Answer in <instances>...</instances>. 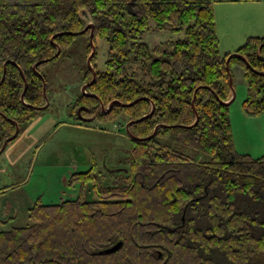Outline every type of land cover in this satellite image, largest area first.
Here are the masks:
<instances>
[{"label": "trees", "instance_id": "obj_1", "mask_svg": "<svg viewBox=\"0 0 264 264\" xmlns=\"http://www.w3.org/2000/svg\"><path fill=\"white\" fill-rule=\"evenodd\" d=\"M260 1L0 0V81L6 69L0 148L15 134L16 122L21 130L39 115L49 86L43 65L60 59L90 19L94 42L106 38L109 56L100 71L96 51L97 78L87 89L92 95L82 93L75 106L84 105L93 120L124 115L133 121L154 104L152 115L130 130L148 137L160 125L150 139L130 138L123 183L103 184L94 164L71 177L70 185L79 184L76 198L37 201L29 209L30 223L0 231V264H260L264 154L256 158L236 148L231 104L224 103L232 97L227 59L234 52L221 53L214 8ZM152 20L159 29L169 25L185 35L169 47H151L142 38ZM91 29L84 34L90 37ZM58 47L61 54L54 58ZM91 52L89 41L87 58ZM235 52L252 66L240 57L230 59L233 81L236 66L247 80L244 111L260 115L264 37L249 36ZM42 60L48 61L36 71ZM92 77L88 68L84 81ZM99 98L106 106L137 102L103 113ZM120 242L116 251L101 253Z\"/></svg>", "mask_w": 264, "mask_h": 264}, {"label": "rangeland", "instance_id": "obj_2", "mask_svg": "<svg viewBox=\"0 0 264 264\" xmlns=\"http://www.w3.org/2000/svg\"><path fill=\"white\" fill-rule=\"evenodd\" d=\"M261 3L263 5H258L260 11L256 13L261 14L260 12L264 10L262 9L264 2ZM217 4L214 8L219 6ZM247 9L246 13L254 12L253 7ZM218 19L219 38L222 39L227 36L221 30L222 20L219 14ZM150 26L151 29L145 32L142 39L151 47L160 43L169 47L172 41L185 35L184 30L176 32L169 25L159 29L153 20ZM252 27H261V24L253 23ZM89 41L90 37L87 35H78L60 59L43 65L42 73L48 79L47 95L50 104L31 121L32 127L38 124L33 128L30 125L28 128L37 134L30 133L38 139L19 154L13 164H5V156L0 154V188L20 181L25 183L22 187L14 189L10 187L6 192L0 193V231L30 223L29 209L37 201L50 204L76 198L79 194V184L75 187L70 185L71 177L76 171H86L97 164L103 184L109 185L123 183V178L128 173L131 141L126 124L130 121L124 115L118 117L117 121L94 120L91 122L92 126L87 129L67 124L71 113L94 117L85 114L84 105L74 104L83 93V85L93 78L84 81L86 70L89 68L87 63ZM95 45L97 51L95 64L97 69L102 71L105 70L109 56V43L106 38L97 36ZM220 48L224 52L223 45L220 44ZM233 74L236 98L230 106L229 113L233 122L235 145L237 144L240 153L261 157L264 154V112L260 115L249 114V119L245 117L243 105L248 91L247 80L240 66L234 68ZM69 97L73 98V101L67 107ZM27 124L22 125L23 130ZM26 133L22 131L18 137L27 136ZM202 158L197 160L201 162ZM118 168L122 170L118 171ZM87 198L93 199L92 192L87 193ZM7 211L15 217L5 219ZM260 264H264V259Z\"/></svg>", "mask_w": 264, "mask_h": 264}, {"label": "crops", "instance_id": "obj_3", "mask_svg": "<svg viewBox=\"0 0 264 264\" xmlns=\"http://www.w3.org/2000/svg\"><path fill=\"white\" fill-rule=\"evenodd\" d=\"M261 2H264V0L260 1V2H256V3H254V2H230V3H219V4L216 3L217 5H219V6H217V8L215 7L218 35L220 33V26H219V19H218V14H219L221 16V20H222L221 21L222 22L221 23V30H223L224 35L227 36V37H223L222 39H220V44L223 45V48H224V52H222V48H220L221 53L223 55L226 53H229V52H235L246 41V39L249 36L264 37V10H262L260 12L261 14L256 13V12L260 11V8H259L260 6H258V5L262 4ZM249 7H253L254 12L246 13V10H248L247 8H249ZM262 9H264V6H262ZM253 23L261 24V27L253 28L252 27ZM69 98L70 99H68L67 103H66L67 107L73 101V98H71V97H69ZM243 113L246 115L245 117H247L249 119V114H247L244 110H243ZM69 117H70V121L67 122L68 125L81 126L82 128H85V129L90 128L92 126L91 122L94 121V120L82 121L80 119L78 121L76 119H73L71 114H69ZM84 123H87V125ZM37 124H34L33 127H35ZM30 125L32 127L33 122H31V121L28 122V124L26 125L24 130L21 128V130L19 132V134H20V133H22V131H26L27 136L23 135L22 137L19 138L18 137L19 135H18L17 136L18 139L12 140L7 145L5 150L0 153V154H4V156H5V162H4L5 164L8 165V164L15 163V158L19 154L23 153L27 148H29L30 145L36 139H38L36 136L30 134L31 132L33 134H36V133H34L33 130L28 129V128H30ZM232 128H233V126H232ZM103 129H105V128H103ZM129 139H130V137H129ZM234 140H235V136H234ZM236 148H237V144H236ZM6 150H7V152H6ZM252 154H254V153H252ZM255 154H260V153H255ZM97 167H98V165H97ZM6 168H7V166H6ZM121 170H122L121 168H118V171H121ZM76 172H80V171H76ZM22 182L20 181L19 183H15L13 185L2 187V188H0V193L6 192L7 189L10 187L12 189L17 188V187L18 188L22 187L23 184H25ZM5 217H6L5 219L10 220V219H13L15 216L13 214H10L9 211H7V214ZM21 226H24V225H21Z\"/></svg>", "mask_w": 264, "mask_h": 264}, {"label": "water", "instance_id": "obj_4", "mask_svg": "<svg viewBox=\"0 0 264 264\" xmlns=\"http://www.w3.org/2000/svg\"><path fill=\"white\" fill-rule=\"evenodd\" d=\"M90 28H92V29H91V33H90V43H91V46H92V52H91V54H90L89 57H88L87 63H88L89 68H90L91 71L93 72V78H92V80H91L90 82L84 84L83 87H82V91H83V93H84V94H88V95H92L91 93H89V92L87 91L88 87H90V86L94 83V81L96 80V78H97V72H96L94 66L92 65L93 58H94V56H95V54H96V45H95V42H94V37H95V27H94V24L92 23V21H87V25H86V27H85L83 30H81L80 32L76 33V34H84V33H85L86 31H88ZM61 51H62L61 48L58 47V52L56 53V55L54 56V58L58 57V56L61 54ZM232 57H240V58H241V59H242V60H243V61H244V62H245L250 68H252L251 64L248 62V60L246 59V57H244L243 55H241V54H239V53L234 52V53H233V54L227 59V70H228V74H229V83H230V86H231V89H232V97H231L229 100H227V101L224 102V103L227 104V105H230V104L235 100V98H236V90H235V87H234V81H233V77H232V74H231V71H230V65H229V64H230V59H231ZM47 61H48V60H42V61H40V62H37V63L34 65V69L37 71V67H38L41 63H44V62H47ZM9 62H11V61H8V62L5 63V67H6V65H7ZM259 73L264 75V72H259ZM5 78H6V69L4 70V74H3L2 80L0 81V84L3 83V81L5 80ZM26 88H27V86H25V90H24V92H23V94H22V96H21L22 101H24V96H25ZM44 92H45L46 103H45L43 106L40 107V110H44V109H46V108L49 106V104H50V101H49V98H48V95H47V89H46V88L44 89ZM99 101H100V104H101V108H102L103 113H107V112H109V111L113 108V106L116 105V104L125 107V106H131V105H133L135 102H137V100H135V101L130 102V103H122V102H120V101H118V100H115V101L109 103V104L106 106V105L104 104V102H103L100 98H99ZM24 102H25V101H24ZM194 102H195V100H194ZM194 102H193V103H194ZM154 109H155V105L153 104L152 111H151L149 114H146V115L143 116L142 118L137 119V120L130 121V122H128V123L126 124V131H127V134L129 135L130 138H132V139H134V140H138V141H144V140H146V139H150V138H152L153 136H155V134H156L158 128L160 127V125L156 126L154 132H153L150 136H148V137H137V136H135L134 134H132V132H131V130H130V127H131V125H132L133 123H135V122H140V121H142L143 119H145V118L151 116L152 113H153V111H154ZM79 113H80V110H79ZM79 117H80V120H82V121H91V120H93L92 117H84V116H80V115H79ZM16 125H17V129H16L15 134L12 135L11 137H9V138H7V139L5 140L4 144H3L2 147L0 148V153L3 152V151L5 150V148L7 147V145H8L12 140L16 139L17 136L19 135V132H20V126H19V124H18L17 122H16ZM121 244H122V242H120V243H118V244H115L114 246H112V247H110V248H107L106 250L102 251L101 253L114 252V251H116V250L120 247Z\"/></svg>", "mask_w": 264, "mask_h": 264}]
</instances>
